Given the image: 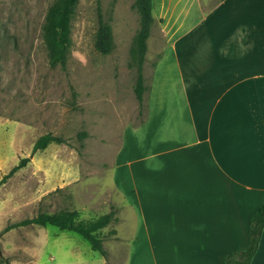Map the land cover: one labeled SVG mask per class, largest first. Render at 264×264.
Returning <instances> with one entry per match:
<instances>
[{"label": "crops", "instance_id": "obj_1", "mask_svg": "<svg viewBox=\"0 0 264 264\" xmlns=\"http://www.w3.org/2000/svg\"><path fill=\"white\" fill-rule=\"evenodd\" d=\"M153 16L166 43L152 90L168 91L124 133L103 264H224L264 202V0H154Z\"/></svg>", "mask_w": 264, "mask_h": 264}, {"label": "rangeland", "instance_id": "obj_2", "mask_svg": "<svg viewBox=\"0 0 264 264\" xmlns=\"http://www.w3.org/2000/svg\"><path fill=\"white\" fill-rule=\"evenodd\" d=\"M57 1L0 0V179L21 158H30L0 185V264H103L107 257L76 232L52 225L6 227L64 209L78 210L83 219L113 206L119 214L112 173L124 133L146 120L155 92L168 91L159 80L152 90L166 43L160 23L153 22L143 66L149 89L143 103L136 96L132 49L141 24L135 0H79L67 65L52 66L44 28ZM216 1L206 0V7ZM98 8L113 28L109 54L95 48ZM48 132L64 141L33 152ZM118 222L102 229L105 248Z\"/></svg>", "mask_w": 264, "mask_h": 264}, {"label": "trees", "instance_id": "obj_3", "mask_svg": "<svg viewBox=\"0 0 264 264\" xmlns=\"http://www.w3.org/2000/svg\"><path fill=\"white\" fill-rule=\"evenodd\" d=\"M79 0H58L49 10L45 24L44 40L49 50L52 66L66 67L68 52L71 46L72 18ZM134 6L140 13V28L134 39L132 56L136 60L138 78L135 85L136 96L141 103L144 93L149 89L145 85L143 66L148 50V38L151 34V25L154 22V0H135ZM98 30L95 36V48L102 54H109L114 49V34L112 25L106 21L98 8ZM63 138L51 132L38 137L33 146V152L44 150L51 143H61ZM29 157H23L7 174L0 179V185L5 183L18 169L27 165ZM117 210L112 209L92 219H83L76 209H64L53 213L40 212L36 216L9 224L6 229L22 225H52L61 230L73 231L80 234L90 244L92 249L108 257V250L104 246L103 228L112 222L119 221ZM264 230V202L250 219L249 240L245 248H239L223 257L224 264H251L260 245ZM116 233V230L112 231Z\"/></svg>", "mask_w": 264, "mask_h": 264}]
</instances>
